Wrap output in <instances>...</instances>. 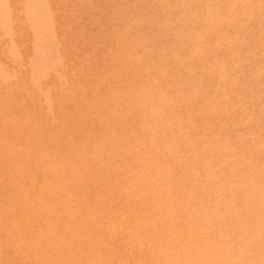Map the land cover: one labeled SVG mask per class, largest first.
I'll use <instances>...</instances> for the list:
<instances>
[{"label": "rangeland", "instance_id": "rangeland-1", "mask_svg": "<svg viewBox=\"0 0 264 264\" xmlns=\"http://www.w3.org/2000/svg\"><path fill=\"white\" fill-rule=\"evenodd\" d=\"M187 3L0 0V264H68L70 238L84 246L77 264H225L215 252L202 257L198 246L189 248L200 238L230 236L179 233L194 200L211 205L217 195L202 188L218 174L207 182L188 166L217 155L215 145L213 154L199 152L209 140L235 142L228 153L264 162V67L238 74L230 94L211 88L201 95L191 92L200 73L175 74L180 65L170 56L184 58L201 39L207 48L221 46L222 33L230 48L214 56L245 53L264 37V0L188 42L198 29L185 20ZM210 101L220 102L216 114L206 109ZM55 205L73 207L82 236H67L63 222L58 236H44Z\"/></svg>", "mask_w": 264, "mask_h": 264}, {"label": "bare ground", "instance_id": "bare-ground-1", "mask_svg": "<svg viewBox=\"0 0 264 264\" xmlns=\"http://www.w3.org/2000/svg\"><path fill=\"white\" fill-rule=\"evenodd\" d=\"M182 1L183 4L185 5L187 2L193 4V7L189 6V8H187L188 10L184 9L187 14L185 20L190 21L193 24V27L198 29L196 33H191L187 35L186 37L187 42L193 39L194 37H197V35L198 36L201 35L204 29L212 30L210 32L211 34L213 33V31L217 30V28H220L219 27L220 24L222 23L224 24L225 22H228V20L237 21L236 19L237 17L233 18L234 16H236V14L247 12L252 7V0H182ZM205 2L210 3L211 5L206 10L198 9V7L204 4ZM260 15L261 17L264 18V8L261 9ZM238 20L240 19L238 18ZM227 27L228 25L226 24V28ZM215 34L217 36L216 32ZM206 35L209 37V34ZM222 35L223 37H221V40L224 43H222L221 46H217L215 48L214 46L211 48H207L204 45L206 43V40L201 39L197 43V45H199L198 49L196 51L186 52L184 58H178L174 55L170 56L171 57L170 63H173L176 66L180 65L179 66L180 69L176 73L174 72L175 74L194 75L200 73V75L202 76L200 80L197 79L199 82L193 85L192 88L193 90H191V92L195 94L199 93L201 95L203 93L208 94L209 90L213 88L214 90L221 91L226 95L230 94L233 90L232 87L233 85L231 86L230 83L238 79V74H245L249 69L254 67L255 68L264 67V37L263 36H262L263 38L255 41L252 45H247L245 48L247 52L245 51V53H243V50L238 51L237 48H234V51L231 56L223 55L221 54V52H220L221 55L219 54V56H214L215 49H217V51L220 50L225 52L228 51L230 48L231 40L228 38L227 33H222ZM212 38H214V36ZM199 65H203V66L205 65L208 68L206 70L200 71L198 68ZM245 75L248 74L246 73ZM251 79L254 81L257 80L258 77L253 76L250 78V80ZM239 80H241V76ZM205 83L207 85H204ZM239 85L240 84L238 83V86ZM248 89H251L250 93L252 94L260 93L262 91L261 89H256V90L252 88H248ZM236 93L237 94L235 95L237 98L246 95L245 92H241V93L236 92ZM181 95L183 96V94ZM34 98H36V96ZM208 100L209 99H206L204 101L208 102ZM219 103L220 102L218 101L215 102L210 101L209 103H206V109L209 111V113H212V111L215 113L214 106L219 105ZM232 106L233 105H231L230 107ZM205 113L206 111H204V116ZM218 117L220 118L219 114ZM212 120L210 121V123L213 122ZM194 122L196 121L194 120ZM233 143L235 142L230 141L228 143L220 140L214 142L209 140L208 142H206L205 145H203L199 149V152L202 151V154H206V153L213 154V151H209L208 147L215 145L217 146V155L215 156L210 155V159L205 161V163H203L202 165H199V162L202 160L203 157L202 158L198 157L195 160H193L191 164L188 166L189 172H191V174L203 172L204 176L206 177L208 176L206 180L207 182L213 181L210 180L212 179L210 176H215L218 174L217 177H215V180L211 184L205 183L204 187L202 188L204 189V191H208V192L211 190L213 191L212 188H214V192L216 191L217 195L214 193L215 198L212 197L208 199L211 201V205H207V204L201 205V201L199 199L198 201L194 200L195 203L193 204L194 206L193 213H191V216L189 217V221L186 223L185 228H183V230H181L179 233L182 236H230L222 239H217L214 237L200 238L197 239L196 242H194L190 246L189 249H194L195 247L196 248L199 247L197 249V253L202 257H206L208 253L215 252V255L217 256L215 262L218 261V263H225V264H264V162H259V161L253 162L251 160H247L243 152L241 153L240 156H238L240 153L239 154L228 153L227 151L232 147ZM153 144H155V142H153ZM166 161H168V159ZM163 171L166 172L167 170L164 169ZM229 176H233L232 180L231 178L229 179L231 181L226 180V177ZM227 184H229L228 185L229 188L226 187L227 189L226 190L224 187ZM209 187L212 188L209 190ZM191 189L192 191L190 197L191 196L192 198L196 197L198 184L193 183ZM71 204L72 201L69 200L67 202V205L70 206ZM198 204L199 206L196 207V205ZM213 204L215 206H212ZM41 205L46 208L43 202ZM72 208L73 207L64 211L63 209L58 208L57 205L50 207V210H52L53 212V217L49 223H46L45 226H43V229L45 231L44 236H58L59 227L62 222L64 225L63 228L67 232V236H82V231H83L82 226L78 230V227L74 225V218L70 216L71 214L70 211H72ZM114 211L115 210H113V213ZM40 225L41 224H39L38 226ZM170 225L173 226L174 224H170ZM75 241L78 243L76 244L77 249L75 248ZM198 242L200 245L198 244ZM73 243H74L73 250H70L72 248L71 244ZM67 247L68 248H63L64 251L67 252L71 251V254L74 257L69 259L68 264H77L75 260V255L80 253V251L84 250L82 241L80 239L77 240L74 238H70ZM55 251L58 253L59 251L62 250L60 248H56Z\"/></svg>", "mask_w": 264, "mask_h": 264}]
</instances>
